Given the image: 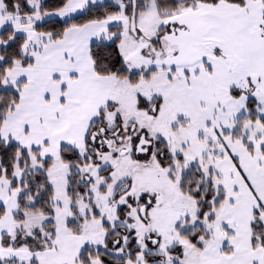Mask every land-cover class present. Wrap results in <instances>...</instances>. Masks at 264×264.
<instances>
[{
	"label": "snow or ice",
	"instance_id": "obj_1",
	"mask_svg": "<svg viewBox=\"0 0 264 264\" xmlns=\"http://www.w3.org/2000/svg\"><path fill=\"white\" fill-rule=\"evenodd\" d=\"M0 264H264V0H0Z\"/></svg>",
	"mask_w": 264,
	"mask_h": 264
}]
</instances>
